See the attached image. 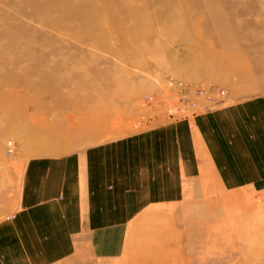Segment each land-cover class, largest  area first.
Listing matches in <instances>:
<instances>
[{
    "label": "rangeland",
    "instance_id": "1",
    "mask_svg": "<svg viewBox=\"0 0 264 264\" xmlns=\"http://www.w3.org/2000/svg\"><path fill=\"white\" fill-rule=\"evenodd\" d=\"M261 93L264 0H0V220L30 157ZM207 201L175 249L78 264H264V191Z\"/></svg>",
    "mask_w": 264,
    "mask_h": 264
},
{
    "label": "crops",
    "instance_id": "2",
    "mask_svg": "<svg viewBox=\"0 0 264 264\" xmlns=\"http://www.w3.org/2000/svg\"><path fill=\"white\" fill-rule=\"evenodd\" d=\"M134 128L24 162L15 207L0 220V264L175 249L184 211L206 208L209 194L264 191V93Z\"/></svg>",
    "mask_w": 264,
    "mask_h": 264
},
{
    "label": "bare ground",
    "instance_id": "3",
    "mask_svg": "<svg viewBox=\"0 0 264 264\" xmlns=\"http://www.w3.org/2000/svg\"><path fill=\"white\" fill-rule=\"evenodd\" d=\"M90 10H91V9H90ZM90 10H89V12H90ZM92 11H93V10H92ZM81 12H82V11H81ZM8 130H9V132H10V130H12L11 127H9Z\"/></svg>",
    "mask_w": 264,
    "mask_h": 264
}]
</instances>
